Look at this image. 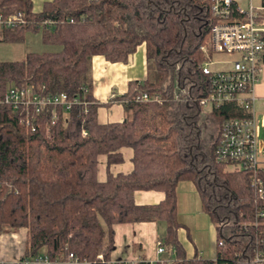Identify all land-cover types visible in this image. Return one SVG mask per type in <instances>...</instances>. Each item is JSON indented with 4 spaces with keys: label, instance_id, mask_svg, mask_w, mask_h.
<instances>
[{
    "label": "trees",
    "instance_id": "16d2710c",
    "mask_svg": "<svg viewBox=\"0 0 264 264\" xmlns=\"http://www.w3.org/2000/svg\"><path fill=\"white\" fill-rule=\"evenodd\" d=\"M18 10L27 21L0 29V40L22 41L27 31H39L43 42L60 48L0 60V96L9 84H34L89 102L61 114L49 131L44 123L31 130L17 111L0 105V230L26 228L20 256L45 250L54 259L72 251L89 264H119L110 261L115 223L163 221L158 239L174 257L170 264H256L255 254L264 255V195L248 171L230 169L214 154L221 122L245 112L226 101L203 113L199 103L211 90L200 48L216 21L210 0H46L41 10L32 0H0L3 13ZM142 43L147 77L130 80L120 95L97 99L92 57L127 62ZM142 90L164 100L134 101ZM113 102L122 104L123 119L100 122L98 107ZM124 147L132 150V168L112 172ZM102 155L106 175L99 179ZM258 175L264 183V170ZM183 179L194 183L215 224L214 258L185 257L177 236L176 186ZM138 189L164 196L140 204Z\"/></svg>",
    "mask_w": 264,
    "mask_h": 264
},
{
    "label": "built area",
    "instance_id": "2783aa9c",
    "mask_svg": "<svg viewBox=\"0 0 264 264\" xmlns=\"http://www.w3.org/2000/svg\"><path fill=\"white\" fill-rule=\"evenodd\" d=\"M264 5L253 0H210L211 14L216 21L211 25L209 38L200 45L205 59L201 68L208 75L211 90L199 99L202 112L226 101L235 102L245 112L243 116L225 118L219 128L215 159L226 163L230 169L246 170L257 193L264 195V183L258 171L264 170V161L260 158L262 145L258 139V126L254 115L253 86L257 82L264 62ZM22 11L3 13L0 11V29L25 23ZM43 23H50L43 20ZM215 53L228 58L216 60ZM228 63L226 67L213 68L214 63ZM175 97L178 96L173 91ZM116 94H112L114 96ZM138 102H162L164 96L157 91L142 90L132 97ZM80 95L65 91L48 93L43 85L9 84L0 96V105H7L19 113V122L35 130L44 123L47 128L57 123L61 114L67 113L74 105L88 104ZM260 124L264 125V113ZM86 133L85 130L82 131ZM155 250L160 256L148 259L143 256L111 260L119 264H170L173 256L166 255L162 239L156 240ZM97 259L104 261L99 253ZM256 264L264 262V255L258 251L254 256ZM89 264L85 258L69 251L63 258H50L45 250L34 256H19L0 264Z\"/></svg>",
    "mask_w": 264,
    "mask_h": 264
},
{
    "label": "crops",
    "instance_id": "0c3cea01",
    "mask_svg": "<svg viewBox=\"0 0 264 264\" xmlns=\"http://www.w3.org/2000/svg\"><path fill=\"white\" fill-rule=\"evenodd\" d=\"M46 0H32L33 9L41 10L43 2ZM261 3V2H260ZM262 15L264 16V9ZM147 77L145 46L140 44L136 50L129 55L127 62L109 61L101 54L92 57V79L93 94L101 100L106 101L112 94L120 95L128 88L130 80H142ZM255 95L253 109L254 115L259 123L258 136L261 126L260 119L264 113V62L257 82L253 86ZM260 112V117L257 114ZM97 117L100 122L120 121L124 117L123 106L120 102H113L110 106H99ZM262 151L264 149V141L260 139ZM123 160L110 166L112 172H128L132 168L131 155L132 150L129 147L122 149ZM260 158L264 161L263 156ZM106 175V158L100 156L98 163V177L104 179ZM194 185V183H193ZM195 186V185H194ZM196 188V186H195ZM177 190V187H176ZM162 191L154 189H138L134 192V199L137 203H156L163 198ZM177 196V194H176ZM178 207V205H177ZM178 213V210H177ZM180 220V219H179ZM182 222V220H180ZM114 227V242L110 255L111 260L125 259L143 256L148 259H155L160 256L155 250L157 223L155 221H137V222H118ZM181 230H185L186 237L191 239L188 227L182 222L177 230V236L181 242L186 258L201 257L214 258L216 236L214 239V248L212 254L203 257L194 246L191 250L183 239L181 240ZM216 232V229H215ZM180 235V236H179ZM26 228L20 227L17 230H0V261H11L22 255L25 247ZM155 239L153 242L152 240ZM186 239V238H185ZM193 243V242H192Z\"/></svg>",
    "mask_w": 264,
    "mask_h": 264
},
{
    "label": "rangeland",
    "instance_id": "374dc122",
    "mask_svg": "<svg viewBox=\"0 0 264 264\" xmlns=\"http://www.w3.org/2000/svg\"><path fill=\"white\" fill-rule=\"evenodd\" d=\"M261 0H253V3L259 4ZM60 48L57 44H48L42 41L39 31H27L22 41H2L0 40V60H13L22 58L26 52L29 51H55ZM214 59L221 60L228 58L227 55L222 53H215ZM228 63H214L213 68L226 67ZM260 112L257 117H260ZM258 139L264 141V127L261 126L259 130ZM264 158V149L261 153ZM177 210L178 218L187 225L191 239L186 237L185 230H181V240L187 244L189 250L192 249L193 244L197 251L203 257H208L212 254L214 248V239L216 236L215 224L211 220L209 214L202 210L201 199L197 188L189 179H183L177 183ZM8 230V229H6ZM5 231V230H4ZM165 232V224L163 221L157 223V237H163ZM186 238V239H185ZM153 239L152 241H154ZM193 242V243H192ZM173 255L174 252H173Z\"/></svg>",
    "mask_w": 264,
    "mask_h": 264
}]
</instances>
